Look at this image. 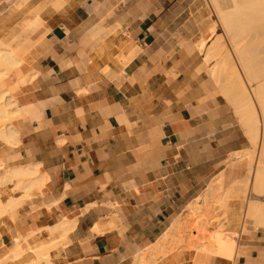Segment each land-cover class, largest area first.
<instances>
[{
    "label": "crops",
    "instance_id": "obj_1",
    "mask_svg": "<svg viewBox=\"0 0 264 264\" xmlns=\"http://www.w3.org/2000/svg\"><path fill=\"white\" fill-rule=\"evenodd\" d=\"M206 20L196 0H0V42L26 51L0 81L20 137L0 157L46 178L6 243L68 218L54 264H131L247 146L196 45ZM231 241L157 264H264V243Z\"/></svg>",
    "mask_w": 264,
    "mask_h": 264
},
{
    "label": "bare ground",
    "instance_id": "obj_2",
    "mask_svg": "<svg viewBox=\"0 0 264 264\" xmlns=\"http://www.w3.org/2000/svg\"><path fill=\"white\" fill-rule=\"evenodd\" d=\"M210 1L213 3L227 31L234 32L231 33L233 36L243 38L245 33H253L252 31H258L257 36H259V32L264 31V0ZM212 27L214 29V26ZM242 38L234 40L233 44L237 52L236 54L247 74L252 75L254 73L251 72V68L254 65H251L253 62H250L252 61L250 57L253 55V51L247 46L246 42H243ZM219 41L221 40L214 41L206 49L205 58L207 61H213L215 56L218 58L217 55L219 56L224 51V47ZM205 43L206 41L203 39L198 41L200 48L203 50L206 48ZM6 45L7 43L0 42V81L11 75L14 69L20 64L18 50H14L10 44L9 48ZM226 53L225 56L222 53L221 55L223 57L220 55L222 58L220 57L221 59H217L212 63L213 78L220 83L219 85L225 99L234 107L242 119L241 123H243L249 132L251 142L255 146L259 143L262 149L259 154L260 156L253 162L252 156L254 153L251 149L242 151L243 154L240 153V155L237 152L233 153L230 157L231 161L248 160L246 164V175L243 178H232L227 187L223 185V180L220 177L212 180L203 194L186 207L185 211L154 244L135 255L131 264H157L160 259L169 256L180 248H204L206 246L204 237L209 236L211 239L216 235V232L210 230V227L213 222L212 219L214 217L217 218V215L220 217L227 213V217L222 218L223 228H236L238 222L236 215H229L230 211H235V207L231 206L230 201H245L243 220L240 227L243 232L246 228V220L264 227V200L262 199L264 198V135L261 136L262 139L260 141L258 140L260 124L263 125L261 126V133L263 132L262 134H264V84H262L264 82L255 91L258 100L261 102H259L261 104L260 107H262L261 115H263L261 120L254 110L252 105L254 102H252L249 92L242 83L241 76L233 64L234 62L232 63L231 58ZM18 55L19 57H17ZM257 65L259 66V64ZM263 78L262 80H264ZM258 100H256V103H258ZM17 112V101L7 90L0 88V139L7 144H10L13 140H20L17 130L10 124L12 119L17 116ZM2 169L4 171L0 173V206L3 203L4 206L2 207L4 209L8 207V209L3 211L4 209L2 208V210L0 207V214H3L2 216L4 217V212H7V216L10 217L9 222L13 223L17 220L16 216H14L15 213L12 215L15 204L24 197H31L39 193V191L41 192L46 178L41 170L40 163H32L25 166H10L8 168L0 157V172ZM248 189H250L256 198L252 199L246 195ZM217 208L220 209L215 212ZM9 209H11L10 213L8 211ZM1 215L0 218L2 219L3 217ZM111 223L113 225V221L110 223L106 222L102 225L97 224L94 226V229H98L99 231L103 230ZM74 227L75 220L64 218L54 225L43 226L31 231L26 236L15 234L13 240L5 246L9 248L7 253L12 252L8 255L12 259L7 264H54L50 258L51 251L67 243L68 234ZM196 237H200L198 238L200 240L196 239ZM1 262L2 264L4 263L0 257V264Z\"/></svg>",
    "mask_w": 264,
    "mask_h": 264
},
{
    "label": "rangeland",
    "instance_id": "obj_3",
    "mask_svg": "<svg viewBox=\"0 0 264 264\" xmlns=\"http://www.w3.org/2000/svg\"><path fill=\"white\" fill-rule=\"evenodd\" d=\"M196 3L198 5V9H199L200 14L203 17L207 18L206 22H207V25H209V29L210 30L213 29L212 26H214V29H213L214 31L211 30V34H210V30L208 29L206 35H204L203 38L200 39V40L203 39V40L206 41V43H205V47H206L205 50H203V49L200 48V46L198 44V41L196 42L197 48L200 51L201 55L203 56V59H204L206 65L208 67V70L210 72L212 81H214V83H215L216 87L218 88L219 92L223 95L222 89H221V87L219 85L220 83L218 81H216L215 78H213L214 76L212 74L213 73L212 72V63L214 61H216L217 59H221L223 57L222 55L225 56V53L227 52L226 54H228V57L231 58L232 63L234 62L233 64H234L237 72L241 76L240 78L242 80V83L244 84L245 88L249 92L250 98L252 99V102H254V103H252V105L254 107V110L256 111V113L260 117V119L262 120V116H263V115H261L262 114L261 113L262 107H260L261 104H259L260 101L258 100L255 91L258 89L257 87H259V85L264 84V83H262V82H264V80H262V78L264 77V48H263L264 47V34H263L264 31L262 30L261 32H259V36H257L258 35V31H256L257 34H256L255 31H252L253 33H251V32L245 33L243 35V38L242 37H239V36L237 38V36L235 37V36H233V34H231V33H234L233 31H230V32L227 31V28L222 23L221 19L219 18V15L217 14V11H216L213 3L210 0H196ZM207 37H208V39H207ZM241 38L243 39V42H246L247 46L249 48H251L252 51H253L252 52L253 55L250 57V60H252V61H250V62L251 63L253 62L251 65H254V66H252L253 69L251 68V72H253L255 75L254 74H252V75L251 74H249V75L247 74L246 70L243 67L242 62L240 61L238 55L236 54L237 52H236V49H235L233 43H234V40H236V39L238 40V39H241ZM14 40L17 42V41H19V38L17 37ZM216 40L217 41L218 40H221L219 42L223 45V47H224L223 50L225 52L222 50L223 52H221L219 54V56L217 55L218 58H216V56H215L213 58V61L211 60L210 61L211 63H210L205 58V51ZM241 43H242V40H241ZM9 44L11 45V47L14 50L16 49V50H19L20 51V57H19V55L17 57H19V59L21 60V63L19 64V65H21L22 62H23V58H24L25 52H26L25 49H20V47L18 46V44L11 43V42H9V43L7 42V45H6L7 48L10 47ZM12 48H10V49H12ZM222 53H224V54H222ZM259 61H260V63H259ZM257 64H259V66ZM255 67L258 68L259 70L256 69ZM11 75H9V76H11ZM258 76H259V78H258ZM224 99H225V97H224ZM225 100L228 103V107H230V109L233 111V113H234V115H235V117H236V119H237V121L239 123V126L243 130V133L248 138V140H247V146L246 147H244L241 150L234 151V152L230 153L227 156L226 161H225L222 169H220V171L223 170V175L225 177V180L223 179V176H221V175L220 176H216L220 171H218L212 177L213 179L211 178L212 180L217 179L219 177L222 178L223 185L225 187H227L229 185V181L231 180V178H234V177H237V178L241 177V178H243V176H245L246 173H247L246 172V166H247L246 164H247L248 160H242V161L238 160L236 162L231 161L230 160V157L233 155V153L237 152L240 155V153L243 154L242 151L251 149L252 152L254 153V154L252 153L253 154L252 160H253V162H255V159H258L259 158V156H260L259 154L261 153L262 149H261L259 143L257 144V146H255L251 142L250 136H249V132L244 127L243 123H241L242 119L240 118V116L238 115V113L234 109V107L231 104H229V102L227 101V99H225ZM256 100H258V103H256L257 102ZM259 113H260L261 116L259 115ZM15 118H13L12 121L10 122L11 125H13V120ZM261 126H263V125L260 124V127H259V135H258V140L259 141H260V139H262L261 136L264 135V134H262L263 132L261 133V130H262L261 129L262 128ZM10 144H13L12 146H16V145H18V141L13 140ZM259 149H260V152H259ZM4 163H5V161H4ZM10 165L11 164H9V166ZM6 166L9 168V166L7 164H6ZM2 171H4V169H2L0 173H2ZM248 188H250V187H248ZM40 194L41 193H37L34 196L24 197L22 200H19L20 202L18 201L15 204V206L13 207V214L12 215H14V213H15L14 216H16V219H18L21 216L22 211L27 207V205H30L31 200L34 197H36V196H38ZM246 195L249 198H252V199L256 198V196L250 191V189L247 190ZM262 199L264 200V198H262ZM230 202H231V206L235 207V209H234L235 211H233V213L236 215V217L238 219L237 228L236 229H233V230L232 229H227V227H224L223 228V220H222V218H226L227 217V213H225V214L222 213L224 215L220 214L223 217L220 216V215H219L220 217H218V215H217V218L214 217L212 219L213 220V222H212V225L213 226L211 225V227H210V230H212L213 232H216V235H215L214 238H211V239L209 238V236H206V238L204 237V239H205V245L208 244V243H212L213 241L215 242L217 240L218 241V244H217V247H216V252L217 253H219V252L222 253V252H224V250H230L232 248L233 244H232V241L231 240L235 241V243H239V242L240 243H243V242H249V243L250 242L251 243H264V227L258 226L254 222H251L249 220H246V222H247L246 223L247 229L244 232L245 234H243V236H245V241H241L242 230L240 229V227H241L242 220H243V213H244L245 201H237V202L230 201ZM1 204H2V206H4L3 203H1ZM2 206H0L1 209L2 208L4 209V207H2ZM5 209L7 210L8 207L7 208L5 207ZM5 209L3 211H6ZM30 209L33 210V209H35V207H31ZM219 209L220 208L215 209V212L219 211ZM10 210L11 209L8 210L9 213L11 212ZM4 213H5V216L4 217L2 216L3 214L2 215L0 214L1 217H3L2 219L0 218V227H3L2 225L5 224V222H7V221L10 220V217L7 216V214H6L7 212H4ZM229 215H232V211L229 212ZM6 231H7L6 227L0 229V255H1L0 257H1V260L4 262L3 264H7V262L12 259V258H9L8 257V255L10 253H12V252H8L7 253V251H8L9 248L5 247L7 245V243H6V239H4L3 235H4V233ZM212 231H210V232L212 233ZM227 231H230L231 233L230 234H226ZM198 238H200V237H198ZM198 238L196 237V239H198ZM198 240H200V239H198ZM204 248H202V249H200V248H191V249H182V248H180V249H178L177 251H175L173 253L183 252V251H196V252H198V251H204ZM172 254H170V255H172ZM162 259H160V260H162ZM4 260H6V261H4ZM1 264H2V262H1Z\"/></svg>",
    "mask_w": 264,
    "mask_h": 264
}]
</instances>
